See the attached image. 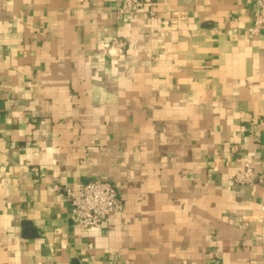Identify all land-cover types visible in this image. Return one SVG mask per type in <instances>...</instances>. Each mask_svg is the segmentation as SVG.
Segmentation results:
<instances>
[{"label": "crops", "instance_id": "0c3cea01", "mask_svg": "<svg viewBox=\"0 0 264 264\" xmlns=\"http://www.w3.org/2000/svg\"><path fill=\"white\" fill-rule=\"evenodd\" d=\"M141 1L0 0V264H264L255 0ZM97 179L84 228L53 185Z\"/></svg>", "mask_w": 264, "mask_h": 264}, {"label": "built area", "instance_id": "2783aa9c", "mask_svg": "<svg viewBox=\"0 0 264 264\" xmlns=\"http://www.w3.org/2000/svg\"><path fill=\"white\" fill-rule=\"evenodd\" d=\"M141 0H121L116 11L118 17H135L141 11ZM251 35L264 33V0H255ZM258 178L257 170L251 162H244L242 168L231 177L235 185H247ZM54 189L63 191L70 206L69 218L84 228L101 227L111 214L122 209L116 187L107 180H91L81 186L54 184ZM264 210V208H263Z\"/></svg>", "mask_w": 264, "mask_h": 264}]
</instances>
